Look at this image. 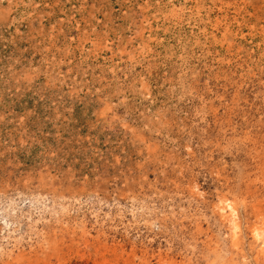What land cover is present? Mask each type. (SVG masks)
Wrapping results in <instances>:
<instances>
[{"label":"rangeland","instance_id":"1","mask_svg":"<svg viewBox=\"0 0 264 264\" xmlns=\"http://www.w3.org/2000/svg\"><path fill=\"white\" fill-rule=\"evenodd\" d=\"M264 0H0V264H264Z\"/></svg>","mask_w":264,"mask_h":264},{"label":"bare ground","instance_id":"2","mask_svg":"<svg viewBox=\"0 0 264 264\" xmlns=\"http://www.w3.org/2000/svg\"><path fill=\"white\" fill-rule=\"evenodd\" d=\"M258 241H259V243H263L264 242V238L260 234L258 235Z\"/></svg>","mask_w":264,"mask_h":264}]
</instances>
